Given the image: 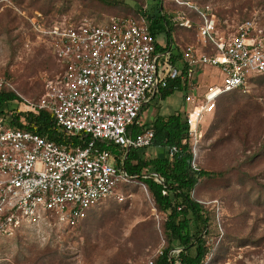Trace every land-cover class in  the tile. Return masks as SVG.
<instances>
[{
  "label": "rangeland",
  "instance_id": "1",
  "mask_svg": "<svg viewBox=\"0 0 264 264\" xmlns=\"http://www.w3.org/2000/svg\"><path fill=\"white\" fill-rule=\"evenodd\" d=\"M180 1L189 5L164 0L162 9L177 18L173 26L183 30L185 43L203 46L208 53L195 8L215 15L220 33L228 35L252 21L264 35V0ZM152 4L155 0H0V77L4 87L23 98L5 110L30 112L26 105L38 102L45 80L59 70L51 49L32 33L31 18L48 26L82 20L106 23L144 15ZM186 18L191 28L179 25ZM183 94L179 90L162 101L161 114H174ZM151 105L142 122L158 113ZM201 130L195 164L212 177L197 185L193 197L213 217L205 264H264V74L255 76L247 89L222 95ZM145 156H156L154 148ZM119 193L122 201L104 200L81 221L65 224L53 218L11 236L0 234V264H143L156 259L166 246L165 214L138 179ZM247 238L253 243L244 246Z\"/></svg>",
  "mask_w": 264,
  "mask_h": 264
},
{
  "label": "built area",
  "instance_id": "2",
  "mask_svg": "<svg viewBox=\"0 0 264 264\" xmlns=\"http://www.w3.org/2000/svg\"><path fill=\"white\" fill-rule=\"evenodd\" d=\"M195 9L202 20L199 36L211 52L187 46L183 51L186 77L193 81L204 67L219 68L222 74L220 84L185 96L190 104L185 113L186 133L193 147L192 168L197 172L201 127L215 111L217 100L247 89L255 76L264 74V35L252 21L243 22L236 32L220 33L215 15ZM171 21L176 25L177 18ZM30 23L36 38L51 49L59 70L45 80L38 102L26 107L35 114L52 113L62 131L90 140L85 146L58 145L13 126L9 116L0 117V234L4 236L53 218L65 224L81 221L104 200L122 201L120 188L133 178L121 169L113 153L97 148L96 142L113 143L122 150L150 148L152 129L132 136L129 128L139 121L143 104L165 85L158 78L156 39L145 15L49 26L33 17ZM179 25L192 27L189 18ZM178 75L177 69L168 73L169 78ZM3 87L0 77V90ZM163 195L168 192L164 190ZM155 260L143 264H155Z\"/></svg>",
  "mask_w": 264,
  "mask_h": 264
},
{
  "label": "trees",
  "instance_id": "3",
  "mask_svg": "<svg viewBox=\"0 0 264 264\" xmlns=\"http://www.w3.org/2000/svg\"><path fill=\"white\" fill-rule=\"evenodd\" d=\"M163 1L155 0V4L144 11V15L155 39L165 34L169 46L175 26L170 15L161 8ZM156 46L157 52H164L169 48H160L157 43ZM185 83L180 77L166 78L165 85L159 87L151 100L159 104L176 91L184 90ZM15 102L23 103V98L15 91L3 87L0 90V117H11L13 126L38 134L58 145L85 146L89 142L90 137L84 136L81 140L80 136H71L62 131L55 116L46 110H41L38 114L5 110L9 104ZM149 104H143L139 117ZM21 118L25 119V123L21 122ZM185 120V115L180 112L167 117L157 115L146 127L154 131L151 147L163 150L162 156H145L148 148L132 147L127 152L113 143L103 140L96 142L97 148L110 151L116 156L117 163L130 178L138 179L146 186L157 210L165 214L162 229L166 246L157 256L155 264H205L209 252L208 237L213 217L193 197V192L202 180L212 177V174L204 170H193V147L187 138ZM144 129L137 122L129 128V134L136 136ZM173 148L176 151L170 156ZM157 179H161L163 183H158ZM164 190L168 195H163ZM248 242L253 243L247 238L244 246L249 245ZM176 249H180V252L176 253Z\"/></svg>",
  "mask_w": 264,
  "mask_h": 264
},
{
  "label": "crops",
  "instance_id": "4",
  "mask_svg": "<svg viewBox=\"0 0 264 264\" xmlns=\"http://www.w3.org/2000/svg\"><path fill=\"white\" fill-rule=\"evenodd\" d=\"M171 41L168 46L167 42L168 39L165 34H162L156 38V43L159 45L160 48L165 49L167 46L169 47L166 51H158L157 57H158V78L161 81H166V78L168 77V73L172 69H177L179 72V75L177 77H180L182 82L185 83V89L181 90V92H184L183 97L184 101L180 100V108L176 110V112H180L181 114H184L189 111L190 104H188L185 100V96L187 94H197V93H203L205 88L210 85L220 84L222 81V74L219 68L216 67H204L201 70L198 71L199 74L195 75L193 81H189L186 77V65L183 61V51L187 46H194L199 51L204 50L205 48L199 45H191L187 42L185 43L184 37L185 34H183V30H174L172 33ZM206 50V49H205ZM179 91V90H178ZM174 94V93H173ZM153 96H151L152 98ZM151 98L148 100L147 103H152L151 106L155 107L157 109V112L154 117H157V115H161V106L162 101L159 102V104H156L154 100H151ZM169 98V97H168ZM156 104V105H155ZM172 104V102H171ZM174 105H177V102L174 103ZM142 113L144 115L148 112V108ZM160 109V111H159ZM175 112V113H176ZM142 115L139 117L138 124L140 126H143V128H146L148 124H150L155 118L152 117V119H149L148 122L143 121L142 122ZM167 117V116H166ZM153 147H150V149ZM149 149V148H148ZM154 152L156 156H162L163 150L154 148ZM100 204H97L90 210H94L96 207H98Z\"/></svg>",
  "mask_w": 264,
  "mask_h": 264
},
{
  "label": "water",
  "instance_id": "5",
  "mask_svg": "<svg viewBox=\"0 0 264 264\" xmlns=\"http://www.w3.org/2000/svg\"><path fill=\"white\" fill-rule=\"evenodd\" d=\"M161 8H162V6H161ZM130 149H127V152L129 151Z\"/></svg>",
  "mask_w": 264,
  "mask_h": 264
}]
</instances>
